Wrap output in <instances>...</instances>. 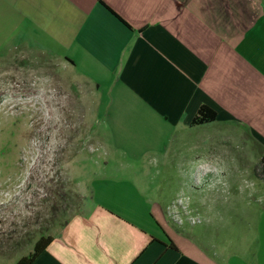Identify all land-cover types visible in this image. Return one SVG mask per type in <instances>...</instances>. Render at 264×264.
Segmentation results:
<instances>
[{"label": "crops", "instance_id": "1", "mask_svg": "<svg viewBox=\"0 0 264 264\" xmlns=\"http://www.w3.org/2000/svg\"><path fill=\"white\" fill-rule=\"evenodd\" d=\"M7 50L76 69L100 96L93 138L139 161L97 165L31 264H264V208L241 187L264 161V0H0ZM202 105L216 119L191 125ZM185 169L239 188L255 245L173 234Z\"/></svg>", "mask_w": 264, "mask_h": 264}, {"label": "rangeland", "instance_id": "2", "mask_svg": "<svg viewBox=\"0 0 264 264\" xmlns=\"http://www.w3.org/2000/svg\"><path fill=\"white\" fill-rule=\"evenodd\" d=\"M5 52L0 58V264H15L33 252L41 236L80 212L76 194L97 165L139 161L108 154L109 140L93 138L91 128L101 123L96 122L100 96L76 69L41 56L9 58L16 51ZM151 158L146 155L142 161ZM208 173L185 169V187L178 186L183 201L167 208L169 228L173 234L198 236L194 241L213 245L217 254L228 253L218 246L221 242L232 248L255 245L246 202L236 201L237 196L244 198L242 192L229 181L224 188L209 190L196 182ZM241 187L264 208V161ZM202 206L207 211H200V217L192 213Z\"/></svg>", "mask_w": 264, "mask_h": 264}, {"label": "trees", "instance_id": "3", "mask_svg": "<svg viewBox=\"0 0 264 264\" xmlns=\"http://www.w3.org/2000/svg\"><path fill=\"white\" fill-rule=\"evenodd\" d=\"M215 119H216V112L211 108H209L208 106L202 105L199 108L197 114L192 119L191 125H199V124L211 122ZM49 242H50V237L40 238L35 243L33 252L19 259L16 264H31L34 258L46 248Z\"/></svg>", "mask_w": 264, "mask_h": 264}]
</instances>
